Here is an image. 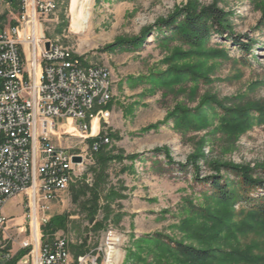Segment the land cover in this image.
I'll use <instances>...</instances> for the list:
<instances>
[{
  "label": "rangeland",
  "instance_id": "obj_1",
  "mask_svg": "<svg viewBox=\"0 0 264 264\" xmlns=\"http://www.w3.org/2000/svg\"><path fill=\"white\" fill-rule=\"evenodd\" d=\"M57 1L44 27L48 42L71 50L84 65L109 71V115L105 122L93 120L92 134L108 138L105 152L114 159L102 174L100 168L93 171L88 141L72 126L59 130V145L81 155L83 165L52 208L51 217H68L53 240L65 239L72 257L91 254L97 264H104L109 233L119 239L115 264H174L162 254L159 238L195 248L244 251L264 264V231L249 205L237 198L221 204L201 181L216 175L213 164L246 168L264 180V111H253L264 108V23L259 25L264 0H90L89 24L80 33L70 28V0ZM211 5L225 13L233 38L253 45L246 56L228 33H212L194 48L152 31L137 48L105 51L116 41L138 38L186 6L200 10ZM6 12L12 19L17 14L0 0V16ZM183 69L193 75L187 77ZM101 108L95 105L93 112ZM242 111H248L246 117L240 116ZM87 125L91 130V120ZM156 149H165L172 164ZM193 156L199 157L196 172L187 163ZM180 165L186 169L178 171ZM220 176L237 189L239 179L222 170ZM92 190L99 200L89 217L90 207L82 204ZM256 195L264 198V191L250 196ZM2 214L9 227L22 224L23 198L11 200ZM8 230L6 236L0 234V247L14 234ZM216 264L243 263L229 258Z\"/></svg>",
  "mask_w": 264,
  "mask_h": 264
},
{
  "label": "built area",
  "instance_id": "obj_2",
  "mask_svg": "<svg viewBox=\"0 0 264 264\" xmlns=\"http://www.w3.org/2000/svg\"><path fill=\"white\" fill-rule=\"evenodd\" d=\"M50 1L17 0L15 24L0 29V234L14 232L0 247V264H11L20 253L15 264H97L91 254L72 257L65 239L44 242L53 206L83 165L81 155L59 145L58 132L72 126L84 141L93 140L89 151L96 152L108 138L93 135L92 122L100 117L106 121L109 113L103 107L112 97L106 68L84 65L61 46L46 48ZM100 86H110V94L92 103ZM95 105L102 108L93 112ZM82 120H91V130L82 129ZM73 156L82 161L73 163ZM20 196L23 223L9 227L2 210ZM106 245L108 261L103 262L110 264L117 253L112 233Z\"/></svg>",
  "mask_w": 264,
  "mask_h": 264
},
{
  "label": "trees",
  "instance_id": "obj_3",
  "mask_svg": "<svg viewBox=\"0 0 264 264\" xmlns=\"http://www.w3.org/2000/svg\"><path fill=\"white\" fill-rule=\"evenodd\" d=\"M7 4L12 8V10L16 13L18 11V3L17 0H12L11 3L5 0ZM13 12V13H14ZM14 13V14H15ZM0 29L3 28L5 23L6 26H12L15 24L13 19L10 17L9 13H5L3 16H0ZM261 23H264V12L261 16ZM229 24L225 13L218 9L215 5H211L208 7H203L200 10H196L192 6H186L169 16L165 20L157 21L153 26H150L144 29L138 38H134L128 41H116L105 48V51L112 52L120 47L123 48H137L145 42V39L148 37L152 31L159 32L160 36L164 40H175L184 45L190 47H198L202 44L208 42L209 37L212 33H217L219 35H223L228 33L227 36L232 39L234 46L239 47L240 52L243 55H247L252 48V44H241L239 41L240 38H233L230 31L228 30ZM180 72L186 73L187 77H191L192 72L188 69H183ZM185 75V74H184ZM212 105H217L212 98H208ZM108 108V104H106L103 109L106 110ZM257 113H262L264 108H258L253 110ZM245 112H239L240 116L246 117ZM178 113L180 111L178 110ZM183 113V111L181 112ZM226 113L229 115H235V112H231V110H226ZM103 137L102 134L99 135ZM89 143V148L93 140H87ZM107 145H102L96 152H91L94 159L93 171L97 168H100L99 173L102 174L103 168H105L106 163L112 161L114 158L109 156L106 152ZM154 153H164L165 157L169 164H172L171 159L168 156V152L165 149L159 150L156 149ZM199 157L193 156V158H189L187 161L188 164L192 165L193 171L196 172L195 163ZM196 160V161H194ZM187 165V164H186ZM186 165H180L178 171H183L186 169ZM212 169L215 170L216 175L213 177H208L206 179L201 180L205 184H209L212 192L213 198H215L219 203L225 204L229 202H233L234 199H238V202H244L248 204L250 207L251 216L256 220V222L260 225L262 230L264 231V198L256 195V197L250 196L251 193H257L259 191H264V180L255 178V173L251 170L234 166V165H217L213 164ZM224 173L231 174L237 179V189L231 188L227 182L222 180L220 176V171ZM87 198V201L82 204V208L90 207L89 217L94 216L96 211L97 202L99 200V195L96 190H92ZM88 217V216H87ZM68 223L67 215H55L50 218L48 223L43 228L44 234V242L50 243L53 240V235L58 230H63ZM160 246L164 248L162 254L168 255L174 264H216L220 261H228L231 260L243 263V264H261L258 259H254L253 256L247 254L244 251H229L225 252L218 248L214 249H202L195 248L190 245H186L181 242H171L168 240H162L159 238ZM22 255V253L18 254L12 261L11 264H15L16 260ZM79 254H75L78 256ZM222 257V258H220Z\"/></svg>",
  "mask_w": 264,
  "mask_h": 264
},
{
  "label": "bare ground",
  "instance_id": "obj_4",
  "mask_svg": "<svg viewBox=\"0 0 264 264\" xmlns=\"http://www.w3.org/2000/svg\"><path fill=\"white\" fill-rule=\"evenodd\" d=\"M57 0H51L48 2V15H53L57 10ZM90 0H70L68 13L70 15V28L74 33L83 32L87 29L90 19ZM48 46L51 48H59V46L48 42ZM106 77L111 78L109 71L106 69ZM110 94V86H100L99 94H92V103H99L100 98H106ZM82 129L88 130L87 120H82ZM119 239L116 238V242ZM117 246V243H116ZM117 253H115L113 260L110 264H115ZM119 257V256H118ZM104 261H108V253H105Z\"/></svg>",
  "mask_w": 264,
  "mask_h": 264
},
{
  "label": "water",
  "instance_id": "obj_5",
  "mask_svg": "<svg viewBox=\"0 0 264 264\" xmlns=\"http://www.w3.org/2000/svg\"><path fill=\"white\" fill-rule=\"evenodd\" d=\"M6 1H8L9 3L12 2V0H6ZM46 48H48V43L46 44ZM81 161H82V159L79 156H73L72 157V162L73 163H80Z\"/></svg>",
  "mask_w": 264,
  "mask_h": 264
}]
</instances>
